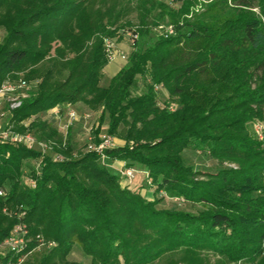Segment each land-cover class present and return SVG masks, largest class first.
Here are the masks:
<instances>
[{"label":"trees","instance_id":"obj_1","mask_svg":"<svg viewBox=\"0 0 264 264\" xmlns=\"http://www.w3.org/2000/svg\"><path fill=\"white\" fill-rule=\"evenodd\" d=\"M196 3L139 0L140 24L127 29L138 39L127 63L101 85L105 39L126 26L115 27L113 8H95L94 0H0L6 31L0 87L19 72L37 82L9 110L7 129L39 133L52 151L0 142V189L6 191L0 195V243L18 224L26 225L28 239L21 253L0 257L1 264L41 245L50 248L22 264H68L76 244L94 264H153L168 255L165 264H178L173 256L179 251L190 264H203L205 248L230 263L264 264V138L251 129L264 121V0H212L187 17ZM165 17L174 34L155 31ZM151 33L154 39L139 47ZM256 69L263 74L253 81ZM138 75L151 83L133 95ZM161 86L176 107L160 105L155 89ZM65 103L102 107L94 142L102 140L107 114L108 134L125 144L105 149L106 159L87 148L78 153L70 137L40 117L55 107L63 111ZM193 141L210 144L213 158L238 167L195 170L184 159ZM31 160L38 167L27 176ZM110 160L146 167L156 196L164 191L204 208H159L161 198L148 200L122 185Z\"/></svg>","mask_w":264,"mask_h":264},{"label":"rangeland","instance_id":"obj_2","mask_svg":"<svg viewBox=\"0 0 264 264\" xmlns=\"http://www.w3.org/2000/svg\"><path fill=\"white\" fill-rule=\"evenodd\" d=\"M212 0H197V3L195 5V8L192 10V12L187 16L189 18H192L193 15H195L196 12H202L203 9H205V4L210 2ZM138 3L139 0H94V7L95 8H113V18L115 19L116 16L118 15L119 17L117 18L116 21V26L119 27L122 25H126L122 28L119 29L118 34L114 37H111L113 40L116 41L118 47L127 53L128 59L129 56L132 52L133 46L131 42L129 41V35H127V29H129L132 26H138L140 24L139 20V13L140 10L138 8ZM180 4H173L174 7H178ZM255 10L258 11V8H254ZM155 13V12H154ZM163 24H169V19L165 17L162 21ZM6 37V31L3 27H0V41H3L4 38ZM154 34L151 33V35L147 38L141 39L139 42V47L141 48H146L147 45L154 39ZM55 45V43H54ZM128 61V60H127ZM127 61H122V60H117L115 62L108 63L109 66L105 67L103 70L104 77L103 81H101V85H107L111 78V67L117 66L119 62L124 63V65L127 63ZM123 65V66H124ZM122 66V67H123ZM110 67V68H109ZM19 78H24V73L19 72ZM117 74V73H116ZM263 74V70H253V81H256L261 75ZM110 75V76H109ZM109 76V77H108ZM36 83L35 81H31V85L33 86V89L36 88ZM151 83L150 77H143L141 75L137 76V82L133 86V95H139L147 91L148 85ZM156 94H157V99L160 105H165V104H170L173 105V107H176L174 101L169 99V94L168 91L164 87H156ZM67 110H63V115L60 119H58V122L56 123L53 121L54 126L57 127L61 133V135L65 136L66 138H69V132L74 131L75 127H79V133L75 138L77 137L78 142L80 143L76 149L78 153L83 152L89 143L95 141V137L97 135V127L99 122L101 121V115L103 112V108L99 107L98 109H92L90 106H88L86 109L83 111H79L76 109L77 113L80 115L79 119L77 120H70L68 118ZM71 122H70V121ZM77 124V125H76ZM108 128H109V118L106 114L102 126L100 128V133L99 136L102 138L104 136H110L108 134ZM121 131L125 130L124 125L121 126ZM251 129L253 132L260 138V140H263L264 138V121L261 119H257L256 121L253 122V125H251ZM37 143L35 148L37 150H46L45 152L52 154V151L50 149H45L41 145V140L39 139V133L34 134ZM113 141L115 146H120V143L125 144V141L117 136H110ZM210 144H205L201 143L200 141H193L190 143V145L187 147V149L184 151V159L186 164L191 165L194 167L195 170H201L204 172H218L221 169L224 168H237L238 164L235 162L231 161H224L221 162L215 158H213L210 155ZM105 157V156H104ZM31 163L28 164L27 167H25V171L27 176L30 175L31 169L32 168H37L38 167V160H31ZM134 168V167H133ZM136 169L137 174H143L146 176V180L143 182L144 185L150 187L152 191L154 192L155 187L151 185L150 183V178L148 176V171L145 169H139V168H134ZM123 171V170H122ZM122 171H121V179L125 180L127 183V179L122 176ZM27 182L29 181L28 178H26ZM146 182V183H145ZM133 180L130 182V187H132ZM155 198H161V202L158 205L159 208H170V209H180V210H185V211H191L194 213H197L198 211L202 210L204 208L203 204L200 203H192L187 201L185 198L180 197V196H175L170 193L164 192V191H159L158 195L156 196L154 192ZM50 247L48 245H41L33 249L31 252L27 253L25 256V260L27 262H32L37 260L41 255L48 250ZM200 256L202 258L203 264H235V263H230L227 262L224 256L221 254H218L214 252L212 249L205 248L200 250ZM178 264H190V261L187 258H184L183 252L179 251L176 252L175 255L173 256ZM171 258L170 255L168 256H163L160 260L155 261L153 264H165L168 262V260ZM65 263H79V264H94V260L91 256L87 255L81 246L79 244H76L73 249L69 252V254L65 258ZM237 264H250L248 262H238Z\"/></svg>","mask_w":264,"mask_h":264},{"label":"built area","instance_id":"obj_3","mask_svg":"<svg viewBox=\"0 0 264 264\" xmlns=\"http://www.w3.org/2000/svg\"><path fill=\"white\" fill-rule=\"evenodd\" d=\"M157 33H162L164 35H170L175 33L173 25L169 24H160L155 28ZM129 35V41L131 44H134L138 39V33L134 31H129L126 33ZM105 49L107 55L108 63L115 62L117 60L127 61L128 55L126 52L122 51L115 40L112 38L105 39ZM33 86L31 83L26 81L23 78L6 79L0 87V105L4 102L7 105V111L10 109H15L19 107L22 101L29 96L30 91ZM57 114L61 113V109L56 107ZM68 118L72 120L79 119L80 115L75 109H68L67 111ZM7 112L0 110V117L4 116ZM69 120V121H70ZM70 121V122H71ZM0 142L9 141L16 144H23L29 148H35L37 139L32 133H18L12 130L6 129L3 133L0 134ZM41 145L46 149L47 144L40 142ZM114 141L110 136L102 137L100 143L91 142L88 144L87 149L89 151H96L103 155L105 149L114 147ZM104 156V155H103ZM136 169L133 167H128L122 171V176H124L127 181V185H130V182L136 177ZM6 191L0 189V195H5ZM6 211V210H5ZM27 227L25 224H18L13 229L12 234L6 238L2 243H0V257H6L8 253L15 252L21 253L26 247L28 239L26 238ZM39 238V237H38ZM53 244L51 243L50 246ZM25 260V256H20L16 262L12 259L5 262V264H22Z\"/></svg>","mask_w":264,"mask_h":264},{"label":"crops","instance_id":"obj_4","mask_svg":"<svg viewBox=\"0 0 264 264\" xmlns=\"http://www.w3.org/2000/svg\"><path fill=\"white\" fill-rule=\"evenodd\" d=\"M123 65H124V63L119 62L117 66L111 67L110 71L112 72L111 73L112 77L116 73H118L120 71V69L122 68ZM107 66H109V64H107L106 67ZM63 105L64 106H63L62 110H68V109H75L76 110L77 109L79 111H83L84 109H86L88 107V105H86L84 103H77V104H70V105L65 103ZM0 110L7 112L4 116L0 117V134H1L8 128V125H9V122H10V118H11V113L7 111V105L4 102L0 105ZM63 113L64 112L61 111V113L57 114V110H56V107H55V108L49 110L48 112L41 114L40 117L43 120H49L51 122L55 121L57 123L58 119H60L62 117ZM30 122H31V120H28V121H26V124H29ZM78 128H79L78 126L75 127L74 131H72L71 133H70V131H68L69 135H70V138H71V141H72V144L74 145L75 149H77L78 145L80 144V143H77L78 142L77 137L75 138V135L77 136L78 133H79V129ZM122 142H125V141H122ZM122 145H123V143H120V146H122ZM104 158L106 159L107 157H104ZM108 165L117 174H120L122 170L128 168L127 162L124 161V160H110L108 162ZM130 167L139 168V169L141 168V169H145L146 170V167H144V166H142L140 164H135V165L130 166ZM145 180H146V176L145 175L140 174V173L137 174L136 177L133 179V183H132V187L131 188L139 190L141 192V194L146 199L154 200L155 199L154 192L152 191V189L150 187L146 186V184L144 185L143 182ZM121 183H122V185H125L126 181L121 179ZM1 261H2V259H0V264H1Z\"/></svg>","mask_w":264,"mask_h":264}]
</instances>
